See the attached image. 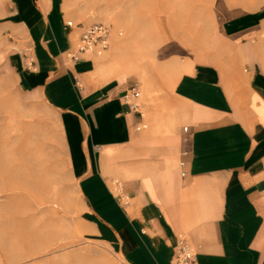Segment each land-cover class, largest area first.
I'll return each instance as SVG.
<instances>
[{"label": "crops", "instance_id": "crops-1", "mask_svg": "<svg viewBox=\"0 0 264 264\" xmlns=\"http://www.w3.org/2000/svg\"><path fill=\"white\" fill-rule=\"evenodd\" d=\"M9 7L26 39L18 84L58 113L78 190L116 250L172 264L183 239L196 264H264V12L221 29L161 102L169 111L144 99L143 116L123 100L131 85L103 81L73 48L59 1Z\"/></svg>", "mask_w": 264, "mask_h": 264}, {"label": "rangeland", "instance_id": "rangeland-1", "mask_svg": "<svg viewBox=\"0 0 264 264\" xmlns=\"http://www.w3.org/2000/svg\"><path fill=\"white\" fill-rule=\"evenodd\" d=\"M9 1L0 0V264H132L116 250L113 229L82 199L58 113L18 84L26 39L9 23ZM56 1L63 23H72L73 48L88 27L110 28L105 50L89 54L94 73L136 86L139 110L148 99L158 113L169 111L161 102L172 82L212 50L221 29L264 12V0ZM116 41L128 45L124 65L112 61ZM109 187L124 203L119 182Z\"/></svg>", "mask_w": 264, "mask_h": 264}, {"label": "built area", "instance_id": "built-area-1", "mask_svg": "<svg viewBox=\"0 0 264 264\" xmlns=\"http://www.w3.org/2000/svg\"><path fill=\"white\" fill-rule=\"evenodd\" d=\"M66 26L70 28L72 23L68 21ZM109 36L110 28L108 26L92 25L80 33L76 49L80 52L97 51L99 53L107 47ZM122 97L130 110L139 112L140 92L136 86L129 87ZM172 264H196L192 248L183 239H180L173 249Z\"/></svg>", "mask_w": 264, "mask_h": 264}, {"label": "bare ground", "instance_id": "bare-ground-1", "mask_svg": "<svg viewBox=\"0 0 264 264\" xmlns=\"http://www.w3.org/2000/svg\"><path fill=\"white\" fill-rule=\"evenodd\" d=\"M126 29L129 31L132 30L133 26L131 25V23H127L125 25ZM127 44L124 43V42H121V41H116L112 47V50H113V59L112 61L114 60H122V64L124 65V63H126V59L124 58V55H125V52H126V48H127ZM179 77H177L173 82L172 84L174 85L175 82L178 80ZM172 85V86H173ZM149 92V91H148ZM150 94V93H149ZM152 94V93H151Z\"/></svg>", "mask_w": 264, "mask_h": 264}]
</instances>
